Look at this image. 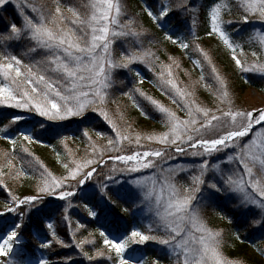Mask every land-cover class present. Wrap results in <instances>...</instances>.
Returning a JSON list of instances; mask_svg holds the SVG:
<instances>
[{"label":"snow or ice","instance_id":"1","mask_svg":"<svg viewBox=\"0 0 264 264\" xmlns=\"http://www.w3.org/2000/svg\"><path fill=\"white\" fill-rule=\"evenodd\" d=\"M233 10L245 24L253 17L264 22V0H210L199 8L191 0H143L141 11L165 40L186 50L199 70L198 80L185 85L179 71L191 74L179 60L169 56L167 63L157 64L159 56L145 42H159L138 20L140 13L129 11L127 0H0V106L34 115L31 122L21 114L0 121V139L11 145L0 151V190L6 193L0 218L10 215L8 223L0 224V264H81L72 255L54 261L56 245L78 250L76 255L88 264H161V256L169 264H247L225 255L224 230L210 226L206 213L219 209L216 215L227 220L241 243L252 233H264V107L249 110L235 104L227 76L210 50L196 42L201 37L194 31L203 11L206 35L230 51L242 75L250 74L245 82L254 74L264 79V31L248 36L245 42H255L260 52L242 61L238 51L242 55L243 46L234 39L241 34L234 27L239 21L223 19ZM174 15L191 17L187 35H175L178 28L169 31ZM117 40H123L118 55ZM136 65L153 73L161 95L178 111L135 86L145 82ZM120 70L137 78L122 95L145 118L159 113L166 130L137 131L122 111L113 118L107 105ZM119 83L127 87L125 80ZM197 86L215 97L212 107L199 100ZM90 115L109 126L111 135L96 133L106 146H98L84 131L90 151L80 158L69 152L58 161L64 170L59 174L25 144L17 151L18 140L43 143L39 137L51 131L48 122L79 118L83 123ZM55 135L67 147L70 137ZM182 157L193 159L181 163ZM27 179L34 182L25 188ZM10 183L25 190L17 194ZM73 199L88 218L76 222V232L88 234L79 240L73 234L70 244L59 231L70 224ZM117 205H125L122 211L141 223L121 224L122 217L112 216ZM93 221L102 229L97 230L102 246L87 229ZM25 230L35 241L31 247V241L22 239ZM86 245L92 246L91 254ZM146 245L158 246L150 262ZM258 251L264 256V248Z\"/></svg>","mask_w":264,"mask_h":264},{"label":"trees","instance_id":"2","mask_svg":"<svg viewBox=\"0 0 264 264\" xmlns=\"http://www.w3.org/2000/svg\"><path fill=\"white\" fill-rule=\"evenodd\" d=\"M155 0H148L149 4H153ZM210 0H191V4L197 8L201 5L207 6ZM127 4L129 7V11L131 13H140L138 16V20L143 24L144 28L154 36V38L159 42L154 45H148L145 42L146 47H151L154 52H156L157 56H159L160 62L167 63L168 57L173 56L177 60L180 61L182 65V69L187 70L191 74V78L185 75L184 71H179L178 77L181 81L184 82L185 85H191L194 81H197L199 78V70H194L192 67V62L185 54L186 50H182L179 48L177 44H173L170 41L164 39V32L161 31L159 28L155 26V24L147 17V14L141 11L143 7V0H127ZM223 19L225 21L232 20V21H239L234 25L235 28L240 29V35H234V39L237 43L243 46V53L248 55L249 61L253 60L254 57L252 56L253 51H257L258 54L260 52L258 45L253 42L251 44L246 43L248 36L250 34H255V32L264 31V22L260 21L259 19L253 17L250 19L249 23H243L241 16L238 12L233 10L230 14H224ZM192 27L191 17L188 15L180 16L174 15L169 24V31L172 28H178V32L175 35H187L189 28ZM208 28V24L205 20V13L203 11L200 12L199 18L195 25L194 31L198 36L201 37L197 43H200L206 50H210L211 55L213 56L214 62L216 63L217 67L220 69L222 74L226 75L229 84L230 90L232 92L235 104L241 108H246L242 105L243 103V96L246 94L250 88H254L257 91L264 93V79L260 78L259 74L251 75V78L248 82H245V77L249 76L250 74H241L236 68L229 67L225 61L226 52L219 50L218 46L213 44L207 43L208 38H211L206 35V30ZM231 32L232 29L229 28ZM189 43L192 42L191 37H189ZM123 44V40H117L116 44H114V48L116 50V54L118 55L122 50L121 45ZM20 49L17 48L16 51L18 52ZM191 51V49L187 50ZM239 53V51H238ZM264 55H260V58L263 59ZM198 58L196 54H193V59ZM137 69L141 72V75L144 77L145 84H136L135 86L140 87L143 91L152 95L154 98L160 100L166 106L170 107L174 111H178L176 106L171 104V101L166 97L161 95L158 87L154 83V76L153 73L150 72L146 67L143 65H136ZM136 77L132 74L127 73L125 70H120L119 74L116 76V84L113 86L112 92L113 95L110 97V101L107 105L110 114H114L113 118L116 119L119 112H123L125 121L126 122H134V127L137 131H141L145 134L152 133V132H160L166 130L164 126L161 124V116L159 113L153 112V118H145L140 114V112L132 106L131 101L128 99L127 96L122 95V91H128L134 86V82L136 81ZM120 80H125L127 87H124L119 83ZM146 85H150L154 88V94H151ZM196 94L199 100L206 104L209 107L214 105L215 97L207 90H205L202 86H197ZM115 101L112 103L111 101ZM6 106H0V116L5 115L6 120L4 123L8 122V119L11 116H8V110ZM13 110V109H9ZM13 112V111H11ZM17 113H14L16 115ZM13 115V114H11ZM178 115L183 116V113L178 112ZM35 119H43L40 117H35ZM125 121H119L118 123L124 124ZM51 125V131L45 133L44 135L40 136L39 139L43 141L44 147H48L53 153L54 158H51L49 154L45 150H35L28 146L26 142L19 141L17 143V151L20 152L21 144H25L29 148V150L37 157L53 174L56 172V167L58 161L60 159H64L67 157L69 152L75 154L76 158L83 157L87 151L90 149L87 148L89 143L88 138L83 135L84 131H88L89 135L92 136L93 141L98 146H106L107 141L103 137H98L96 135L97 132L104 133L106 135H111L109 131V126L103 123H99L94 116H89L88 119L84 120L83 123L79 122V118H74L72 121H65V122H48ZM24 122H21L23 125ZM59 132L61 136H68L70 139L66 141L67 147L64 144L60 143V136H56L55 133ZM11 145L8 143L7 140L0 139V151L3 150H10ZM57 152L60 153V157H57ZM193 158H181V163H187ZM32 179H27L24 181L25 188L28 184L33 183ZM10 187L13 192L19 194L23 192L25 188H18L16 184L10 183ZM6 193L3 190H0V202H4ZM63 203V202H61ZM79 201L77 199H73L74 207L69 210L68 215L70 217V224L65 223L61 226L59 235L60 238L63 239L66 243H73V234H75V239L79 240L83 236H87V231L81 230L80 232H76L75 225L77 221L82 223L87 222V216L84 210L79 207ZM125 205H117L116 212L112 214V216L122 217L120 220L121 224H127L129 227H136L141 223L140 218L137 216L135 219L131 213H125L122 211V208ZM228 207H231L228 205ZM220 211L219 209L213 210L208 209L207 215L210 220V226L218 229L224 230V239L227 242L224 248V253L226 256L232 259L240 258L247 262V264H264V256L260 254L258 249L264 248V233L255 232L252 233L247 240L243 243L240 241L235 240L233 235L232 226L228 224L227 220H220L219 217L216 215V212ZM227 215V211L224 213ZM60 217L58 216L57 219ZM111 218V217H109ZM88 231H92L95 233V239L98 243L102 246V238L99 237V232L97 231L100 229V224L96 222L87 223ZM102 230V229H100ZM34 231V230H33ZM25 240L31 241L29 247L35 244V241L31 239L29 232L25 230L24 236L22 237ZM158 246H151L146 245L144 246V253L148 257V261L156 258V251L155 249ZM56 252L59 254L58 256H54L53 260H58L63 258L66 255H72L77 261H80L81 264H88L86 259H83L82 256L76 255L78 250L69 247V248H62L59 245H56ZM85 251H88L90 254L93 252V248L90 245L85 246ZM39 253H37L38 255ZM161 264H169L168 259L164 258L163 256L160 257ZM104 264H111L110 261L105 260Z\"/></svg>","mask_w":264,"mask_h":264},{"label":"rangeland","instance_id":"3","mask_svg":"<svg viewBox=\"0 0 264 264\" xmlns=\"http://www.w3.org/2000/svg\"><path fill=\"white\" fill-rule=\"evenodd\" d=\"M207 43H209V44L215 43V45L218 46L219 50H222L223 52H226L225 53L226 56H224L226 63L228 64L229 67L236 68L234 61L231 60V58H230V51L227 50L221 44V42L218 40L217 37L213 36L211 38H208ZM238 56H239V58L242 61L245 60V59H248V55L245 54V53H243L242 55L240 53H238ZM260 60L261 61H264V57H263V59L260 58ZM192 67L194 69L193 64H192ZM194 70H196V69H194ZM153 90H154V88L153 87H150L151 94H154V91ZM242 105L245 106L249 110H251L253 108L264 107V93L255 90L253 87L250 88V90H248L246 92V94L243 96V103H242ZM9 109L7 110L8 111V114H6L8 116H13L14 113H17V114L25 115L27 121H29V122H31L34 119V115L33 114L24 113L21 110H17V109H13V110H9ZM11 111H13V112H11ZM11 114H13V115H11ZM4 117H5V115L0 116V121H3L4 122L6 120L5 118H8V117H5V118ZM28 146H31V148H33L35 150H40V149L42 150L43 149V150H45L49 154V156L51 158H54V153L50 149H48V147H44V145L42 143L32 144V145H28ZM63 171L64 170H63L61 164L58 162L57 167H56V172L54 174H59V173H61ZM3 205H4V202H0V211H3ZM114 212H116V208H114V210H113L112 213L114 214ZM9 220H10V215H9V217L0 218V224H6V223L9 222Z\"/></svg>","mask_w":264,"mask_h":264}]
</instances>
